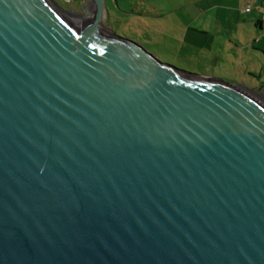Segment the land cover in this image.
<instances>
[{
  "label": "water",
  "instance_id": "water-1",
  "mask_svg": "<svg viewBox=\"0 0 264 264\" xmlns=\"http://www.w3.org/2000/svg\"><path fill=\"white\" fill-rule=\"evenodd\" d=\"M52 0H0V264H264V105Z\"/></svg>",
  "mask_w": 264,
  "mask_h": 264
},
{
  "label": "crops",
  "instance_id": "crops-1",
  "mask_svg": "<svg viewBox=\"0 0 264 264\" xmlns=\"http://www.w3.org/2000/svg\"><path fill=\"white\" fill-rule=\"evenodd\" d=\"M68 1L77 4L72 10L91 11V6L85 10L79 1ZM140 1L175 4V8H156L153 12H175V50L178 54L188 52L184 58H202L205 67L211 70L207 76L220 77L223 82L226 80L225 83L233 85L229 80L239 82L252 92L264 91V0ZM110 2L119 14H142L133 9L120 11L118 0ZM122 2L127 4L132 0ZM248 8L250 11L245 12ZM106 26L111 30L109 25Z\"/></svg>",
  "mask_w": 264,
  "mask_h": 264
},
{
  "label": "rangeland",
  "instance_id": "rangeland-1",
  "mask_svg": "<svg viewBox=\"0 0 264 264\" xmlns=\"http://www.w3.org/2000/svg\"><path fill=\"white\" fill-rule=\"evenodd\" d=\"M52 1L61 8L63 12L67 13L64 14V16L77 27L85 22L88 16L91 15L89 14L90 12H86L87 14L83 12L76 13L72 8L77 6V4L71 3L68 0ZM105 5L108 10V18L103 25L105 28H107L106 25H109L111 31H113L116 36L136 43L154 56L160 63L169 65L177 70L200 75L210 73V68L207 69V67H205L206 62L202 58V61L194 59V57L193 60L184 58L188 55V52L178 54L175 50L177 47L175 44V12L166 14L153 12L156 8H175V4L141 2L140 0H132V2L125 4L122 0H118V8L120 11H123V9L127 11L133 9V11L136 12L140 10L142 14H119L117 8H112L113 4L110 0H105ZM147 9L149 10L147 11L148 13L146 12ZM72 11H74L75 14L72 13ZM214 79L221 80L222 78L215 77ZM229 81H232L231 83H234V85L241 86L239 82H234L233 80ZM244 81H246V79ZM262 81L264 82V80ZM254 93L255 95L253 96L255 99L264 105V91Z\"/></svg>",
  "mask_w": 264,
  "mask_h": 264
},
{
  "label": "built area",
  "instance_id": "built-area-1",
  "mask_svg": "<svg viewBox=\"0 0 264 264\" xmlns=\"http://www.w3.org/2000/svg\"><path fill=\"white\" fill-rule=\"evenodd\" d=\"M76 1H79V2L81 3V7H82L83 9H85V10L88 9V8H90V6H91L89 0H76ZM75 11H76V10H75ZM249 11H250L249 8L245 10V12H249ZM77 12H78V11H76V13H77ZM72 13L75 14L74 11H72ZM86 14H87V13H86ZM263 19H264V7H263Z\"/></svg>",
  "mask_w": 264,
  "mask_h": 264
}]
</instances>
